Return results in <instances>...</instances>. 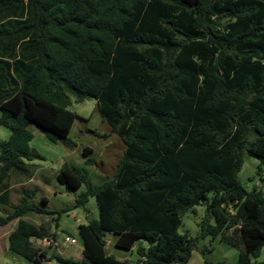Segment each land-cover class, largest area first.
I'll list each match as a JSON object with an SVG mask.
<instances>
[{"label":"trees","instance_id":"1","mask_svg":"<svg viewBox=\"0 0 264 264\" xmlns=\"http://www.w3.org/2000/svg\"><path fill=\"white\" fill-rule=\"evenodd\" d=\"M70 96L93 99L123 144L111 177L95 187L66 164L56 174L67 192L86 186L76 207L96 202L97 218L77 226L88 264H129L106 253L105 233L118 249L137 243L136 264H186L200 239L227 230L243 246L234 264H257L264 196L237 173L244 154L264 172V0H0V126L10 133L0 189L10 171H27L30 127L51 143L67 139L77 118ZM208 192L197 236L178 234L181 215ZM27 212L49 213L23 198L0 226L17 219L7 250L42 264L30 243L42 231L22 219Z\"/></svg>","mask_w":264,"mask_h":264},{"label":"rangeland","instance_id":"2","mask_svg":"<svg viewBox=\"0 0 264 264\" xmlns=\"http://www.w3.org/2000/svg\"><path fill=\"white\" fill-rule=\"evenodd\" d=\"M69 99L68 109L74 112L77 118L72 124L67 139L51 143L39 131L30 127L33 138L29 147L33 158L28 162L29 164H26L27 171L25 173L10 171L4 180L5 186L0 189V196L6 194V203L0 201V217L9 214L23 198L49 212L47 214L27 212L22 216V219L33 223L42 231V238L30 240L33 247L44 252L46 261L44 260L42 264H57L52 257L54 254L74 260L76 264H88L81 255L77 226L85 224L87 216L97 218V206L93 198H89L82 207L75 206V199L85 190V185L67 192L56 180L55 173L60 166L66 164L81 171L86 175V185L95 187L111 177L123 151L121 140L110 131L108 123L101 120L93 99L82 102H77L72 96ZM9 134L7 128L0 126V145L7 140ZM86 147L91 149V153L83 156L82 152ZM87 158H91L94 163L86 165L84 160ZM257 165L255 158L244 154L237 179L246 191H261L264 196V172L258 175ZM42 182L44 185L40 191ZM42 197L47 201L43 203ZM207 197L206 202L195 207V213L188 211L181 215L178 234L188 237L197 236L199 223L205 213V205L211 201L213 193L208 192ZM12 221L16 220L0 226V264H32L7 250V237L10 233L8 228ZM209 222L214 223L211 218ZM66 237L70 242H65ZM43 240L49 243H44ZM104 240L106 253L112 255L116 261L129 264L138 262L137 243L131 251H126L114 246L115 234L105 233ZM142 246L145 247V244L143 243ZM204 247L207 248L205 256L212 264L220 262L234 264L238 252L243 248L238 235L224 231L214 239L210 236L200 239L186 264H203L201 251ZM256 263L264 264V247Z\"/></svg>","mask_w":264,"mask_h":264},{"label":"crops","instance_id":"3","mask_svg":"<svg viewBox=\"0 0 264 264\" xmlns=\"http://www.w3.org/2000/svg\"><path fill=\"white\" fill-rule=\"evenodd\" d=\"M32 140V139H31ZM31 142V141H30ZM30 142H29V144H30ZM28 162H30V161H27V162H25L26 164H29ZM56 174L57 173H55V176H56ZM17 182L19 181L18 179L16 180ZM43 185H44V183L42 182V186L39 188V190L41 191L42 190V187H43ZM47 200H46V198L45 197H42V202L44 203V202H46ZM16 221L14 222V221H12L11 222V225H10V227L8 228V231H12L14 228H15V226H16V223H17V219H15ZM31 223V222H30ZM33 224V223H32ZM6 225V224H5ZM5 225H3V226H5ZM37 227V226H36ZM227 231H231V230H227ZM80 243V242H79ZM80 250H82V247H81V244H80ZM131 251V250H130Z\"/></svg>","mask_w":264,"mask_h":264},{"label":"built area","instance_id":"4","mask_svg":"<svg viewBox=\"0 0 264 264\" xmlns=\"http://www.w3.org/2000/svg\"><path fill=\"white\" fill-rule=\"evenodd\" d=\"M44 243H49L47 240H43ZM65 242H70V239L68 237L65 238Z\"/></svg>","mask_w":264,"mask_h":264}]
</instances>
